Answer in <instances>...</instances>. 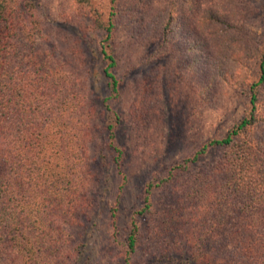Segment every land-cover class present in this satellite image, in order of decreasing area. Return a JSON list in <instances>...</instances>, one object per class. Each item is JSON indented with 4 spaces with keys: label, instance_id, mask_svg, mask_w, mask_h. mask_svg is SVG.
Returning a JSON list of instances; mask_svg holds the SVG:
<instances>
[{
    "label": "trees",
    "instance_id": "trees-1",
    "mask_svg": "<svg viewBox=\"0 0 264 264\" xmlns=\"http://www.w3.org/2000/svg\"><path fill=\"white\" fill-rule=\"evenodd\" d=\"M66 1L69 6L58 17L69 31V44L72 48L77 43L98 47L109 97L99 113L87 88L91 71L79 75L82 61L70 52L61 60L55 57V43L50 50L43 48L48 42L45 25L56 22L46 17L54 7L43 8L41 0H0V264H79L77 245L67 228L78 224L82 209L92 206L94 177L88 144L95 118L101 121L100 131L106 146L116 153L113 161L122 174L121 151L114 145L120 119L115 113L109 115L112 110L107 103L119 96L120 88L115 52L117 0H110L105 12L94 0ZM129 8L138 7L130 3L124 11ZM162 8L154 33L162 39L173 33L176 38L185 28L192 34L186 50L202 58L208 21L222 23L221 16L211 10L202 13L198 0H169V6ZM95 32L102 34L98 41L91 36ZM163 46L166 49L160 54L169 50L168 45ZM243 60L242 54L241 67ZM215 64L219 77L236 81L233 72L221 68L220 58ZM256 65V75L246 88L243 117L223 137L207 140L192 158L173 165L165 179L146 183L144 206L132 212L123 236L116 208L105 205L112 230L105 245L113 251L121 246L110 264L114 260L134 264L144 240L140 218L152 207L154 189L213 150L218 151L217 158L208 169L180 183L177 203L166 211L163 228L177 223L184 204L194 200L197 214L192 220L202 228L172 241L182 245L183 264H264V35ZM194 72L201 81L202 70ZM106 162L103 157L102 163ZM121 191L120 186L116 196ZM175 252L171 247L162 257L175 261Z\"/></svg>",
    "mask_w": 264,
    "mask_h": 264
},
{
    "label": "rangeland",
    "instance_id": "rangeland-1",
    "mask_svg": "<svg viewBox=\"0 0 264 264\" xmlns=\"http://www.w3.org/2000/svg\"><path fill=\"white\" fill-rule=\"evenodd\" d=\"M198 1L202 13L211 10L222 19V23L208 21L203 36L207 45L202 48V58H195L194 52L186 50L192 34L186 33L185 28L181 35L176 33V38L173 33L168 34L167 41L161 34L154 33L158 14L162 7L169 6V0L116 1L119 28L116 30L115 52L119 61L116 73L120 88L119 96L107 103L112 110L109 115L115 113L120 119L114 145L121 151L119 170L122 174L119 175L115 168L116 153L108 144L106 146L104 132L100 131L101 121L95 118L88 144L94 177L90 195L92 206L82 209L78 224L67 228L73 244L77 245L79 264H110L121 250V246H116V252L105 245L112 232L106 214L108 207L116 208L117 226L123 236L132 212L144 206L146 183L165 179L173 165L192 158L207 140L223 137L246 111V88L256 75L259 45L264 35V0ZM109 2L94 0L103 12ZM40 3L43 8L54 7L46 17L56 21L45 25L48 27L45 29L48 42L43 43V48L50 50L55 43L58 47L55 57L61 60L70 52L78 62L82 61L77 70L79 75H86V69L91 71L87 88L93 105L101 113L109 90L101 72L98 47H84L80 43L73 48L70 46L69 31L66 25H61L64 23L58 17V13L69 6L66 0H41ZM130 3L138 8L124 11ZM197 30L199 33V26ZM91 36L96 38L94 41L102 38L100 32L91 33ZM163 45H168L169 50L160 54L166 49ZM242 54L244 66L241 67L239 57ZM217 58L224 63L221 68L233 72L236 81L218 76ZM194 70H202L201 81L196 78ZM237 80H240L238 85ZM217 154L218 151L213 150L200 157L185 172L176 174L170 182H161L160 187L154 189L152 207L140 218L144 240L134 255V264H183L182 245L176 246L172 241H180L183 235L202 228L200 223L192 220L197 214V204L188 199L185 209L176 216L179 220L172 226L163 228V217L171 205L177 203L180 183L206 171ZM103 157L107 161L105 164L102 163ZM120 186L122 191L116 196ZM151 236L153 238H145ZM171 247L176 251L173 254L175 261L162 257ZM112 264L120 263L114 260Z\"/></svg>",
    "mask_w": 264,
    "mask_h": 264
}]
</instances>
